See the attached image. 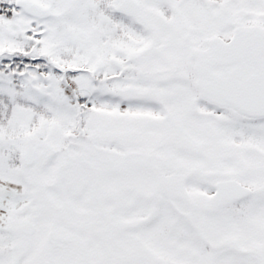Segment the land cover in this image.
I'll list each match as a JSON object with an SVG mask.
<instances>
[{
	"label": "snow or ice",
	"instance_id": "6c2138e0",
	"mask_svg": "<svg viewBox=\"0 0 264 264\" xmlns=\"http://www.w3.org/2000/svg\"><path fill=\"white\" fill-rule=\"evenodd\" d=\"M0 264H264V0H0Z\"/></svg>",
	"mask_w": 264,
	"mask_h": 264
}]
</instances>
